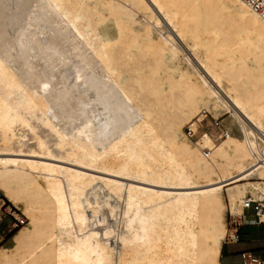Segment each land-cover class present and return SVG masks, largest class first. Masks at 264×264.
<instances>
[{"label":"bare ground","instance_id":"6f19581e","mask_svg":"<svg viewBox=\"0 0 264 264\" xmlns=\"http://www.w3.org/2000/svg\"><path fill=\"white\" fill-rule=\"evenodd\" d=\"M202 108L240 134L192 140ZM0 191L30 221L0 264H221L228 217L264 208V18L240 0H0Z\"/></svg>","mask_w":264,"mask_h":264},{"label":"rangeland","instance_id":"374dc122","mask_svg":"<svg viewBox=\"0 0 264 264\" xmlns=\"http://www.w3.org/2000/svg\"><path fill=\"white\" fill-rule=\"evenodd\" d=\"M104 14H106V13L104 12ZM139 21L141 24L145 23V22H143L144 20L142 18H140ZM105 26H106V28L103 27V29L101 31V35L104 38L106 37L105 39H107V40L114 39L115 38V26H114V24L113 23H106ZM179 58L172 60L170 62L171 68L174 69V71H175L174 77L176 79L179 78V74L182 72L187 77L193 79L195 74H194L192 68L187 64L186 61H184L185 59L183 57H181L180 59ZM183 69H185V71ZM126 80H127V77L123 81L125 82ZM202 111L205 114V119L200 122V127L193 133V134H197L199 132L198 136H195L192 140H195V138L199 137L203 133H209L213 137V139L217 143H219L222 141V138L224 137L223 129L230 130L232 133H234V135L240 134V130H239L237 124H234L235 123L234 121L229 120V115L226 116L225 114L224 115L219 114V116L216 117L213 114L206 111L204 108H202ZM214 122H217L218 124L215 125ZM185 131H186V129H185ZM237 133H239V134H237ZM23 150L27 151L28 149L23 148ZM14 156L20 157V158H25L26 156L27 157L43 158V157H39V156H30L28 154L26 156L24 154L23 155L15 154ZM22 156H24V157H22ZM250 182L256 183V182H258V180H256V178H254V180H251ZM226 190H227V188H226ZM7 202H9V203H7ZM262 205H263V203H262ZM23 214H24L23 213V206L22 205L14 206L13 203L10 202L9 200H7V198L0 191V249L1 248L8 249L7 251L11 250L14 247L13 239H12L13 237L10 239H7L8 236L13 231H18L19 229L27 227L28 224L30 223V221ZM252 214L253 213H248L246 210H243L242 216H236V217L229 216L228 217L229 234H230V231L237 226V224L245 222V220H247L245 218L248 217L249 215H252ZM21 217H24L26 219V223L24 225H19L18 227L14 226V224L16 223V218H21ZM114 220L115 219H113L112 217H109V223L110 224L115 223ZM112 241L114 243L115 239Z\"/></svg>","mask_w":264,"mask_h":264},{"label":"crops","instance_id":"0c3cea01","mask_svg":"<svg viewBox=\"0 0 264 264\" xmlns=\"http://www.w3.org/2000/svg\"><path fill=\"white\" fill-rule=\"evenodd\" d=\"M230 231L220 254L221 264H243L242 254L249 252L264 261V225L253 224V215Z\"/></svg>","mask_w":264,"mask_h":264},{"label":"built area","instance_id":"2783aa9c","mask_svg":"<svg viewBox=\"0 0 264 264\" xmlns=\"http://www.w3.org/2000/svg\"><path fill=\"white\" fill-rule=\"evenodd\" d=\"M240 1L246 4L247 6H249L251 9H253L255 12H257L264 18V0H240ZM214 124L217 125L218 123L214 122ZM185 133L190 138H194L199 134V132L197 134H192V131L190 130L189 127L186 128ZM243 207L248 213H253L252 215L254 219L251 220V223L264 225V219H262L264 208L262 202L255 201L253 198H248ZM25 223H26V219L24 217L16 218V223L14 224V226L18 227L19 225H24ZM242 260H243V264H264V261H262L260 258L249 252L242 254Z\"/></svg>","mask_w":264,"mask_h":264},{"label":"trees","instance_id":"16d2710c","mask_svg":"<svg viewBox=\"0 0 264 264\" xmlns=\"http://www.w3.org/2000/svg\"><path fill=\"white\" fill-rule=\"evenodd\" d=\"M7 203H9V202H7ZM17 233V231H13L9 236H8V238L7 239H10V238H12L15 234Z\"/></svg>","mask_w":264,"mask_h":264}]
</instances>
